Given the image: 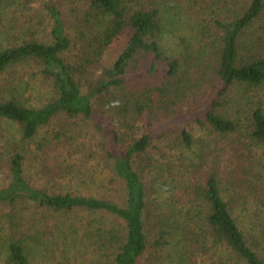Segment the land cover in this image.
<instances>
[{"label": "trees", "instance_id": "trees-1", "mask_svg": "<svg viewBox=\"0 0 264 264\" xmlns=\"http://www.w3.org/2000/svg\"><path fill=\"white\" fill-rule=\"evenodd\" d=\"M217 1L209 21L190 0H0V123L18 135L0 189L6 264H264V0ZM14 7H28L24 22L5 24ZM34 76L50 88L43 102L27 96ZM213 93L193 116L201 136L173 121ZM77 120L102 133L122 197L73 188L90 149L51 126ZM56 152L69 165L46 174L64 184H32L26 161ZM221 153L243 161L230 188Z\"/></svg>", "mask_w": 264, "mask_h": 264}, {"label": "rangeland", "instance_id": "rangeland-1", "mask_svg": "<svg viewBox=\"0 0 264 264\" xmlns=\"http://www.w3.org/2000/svg\"><path fill=\"white\" fill-rule=\"evenodd\" d=\"M191 3L196 1L197 10L202 11L203 13L206 12V17L209 19V21L214 17L211 12L214 11V9L218 5L217 0H190ZM166 2H174V0H166ZM193 5V6H194ZM31 7L38 8L39 5L37 3L32 4ZM28 7L24 9L17 10L15 7L11 8V10L8 13V17L5 19V24L12 22V19H15L18 24H21L24 22V17L22 14L25 13L27 15ZM264 17V13H263ZM34 21V20H33ZM36 22V21H35ZM34 22V23H35ZM32 26V22L30 24ZM260 30L264 29V26L261 25L259 27ZM45 30V28H44ZM127 40V35H124L123 38H121L119 41L114 42L111 51L110 56L111 58L114 57L115 54L119 53L125 46V42ZM100 70H97L99 73ZM34 72V71H32ZM30 77V74L25 75V80H28ZM32 86V88H28L27 96L31 97L33 99L34 103L43 102L50 96V88L48 87V84L42 83L40 81L39 76L33 77L32 81L29 82ZM215 93V92H214ZM214 93L210 96H204L200 95L197 98H195L193 101L185 104V107L183 108L182 112L178 114V116H175L173 118V121L176 123L185 122V120H188L190 122L189 128L193 132V135L195 137H199L203 134V131L200 130L196 123L193 122V116L196 114L197 110H200L202 105L205 104L210 98L213 97ZM263 103H264V92H258L256 95ZM208 97V99H206ZM75 121H67L68 124H57L54 123L51 126V129L53 128V131H66L68 133L71 132L70 135L78 136L80 135L79 132L82 134L77 140L80 142H83L86 144L87 148L90 149V153H85L81 156V161L84 163L83 168L78 169H71L69 171L70 174L75 175V178L73 180V188L76 189V191L84 193V194H94L96 196H111V197H117L120 198L123 196V185L121 183V180H119L115 175H113L107 166V162L102 158L101 151L97 148L98 142H102V133L98 132L97 129H95L92 125L87 124L85 122H82L80 120H77L75 124L77 125L76 128H72L70 125L73 124ZM187 122V123H188ZM69 125V127H67ZM74 125V124H73ZM62 130H59L62 128ZM53 134V133H51ZM17 131L16 127L10 123H0V189L5 188L8 183L10 182L9 178V166L7 164V158L8 155H10V137H17ZM2 137V139H1ZM216 149L219 150L220 146H216ZM223 153L220 154V156ZM54 157H58L59 159H55ZM76 159H78V155H74ZM65 157L61 156L59 152H56L52 155H48L43 160H33L28 159L24 165L25 168V175L31 179V183L37 186H45L46 184H64L65 179H60L59 177H55L54 179L51 176H47V171L55 169L58 171L59 169H64L65 166L69 165L67 163H63L61 165V161H64ZM221 169V176L224 177V183L230 188V184L226 183L227 178L226 176L228 173L232 170L235 171L236 165L242 164L243 161L235 160L231 155L224 154L219 158ZM245 171H248L246 169ZM85 172H87L85 175H83ZM207 169L202 170V175L205 176L207 174ZM236 174V173H235ZM234 174V176H235ZM203 180V179H202ZM244 189H240L239 191L242 192ZM251 195L248 196L246 192H242L240 194L239 199L245 200L247 204L250 203ZM236 201V215L238 213L239 218L241 219L240 209L241 206L239 205L238 197H234ZM29 208V205H27ZM25 205L20 206V210L24 209ZM34 207L30 206L29 211H33ZM250 208V206L248 207ZM18 209L14 218L16 220L21 219V223L26 222L28 219V211L21 213ZM11 213V209L8 206H0V252L1 249L4 247L7 239V227L10 225V222L8 219H6L3 215H7ZM31 213V212H30ZM29 213V214H30ZM12 214V213H11ZM31 217V216H30ZM29 217V219H30ZM242 221V220H241ZM39 224V223H38ZM37 224V225H38ZM57 257V256H56ZM54 260V257L52 258ZM51 260V261H52ZM199 260V258H198ZM206 261V260H204ZM43 261H40L39 263H42ZM36 263V264H39ZM51 263V262H50ZM0 264H6L4 257L0 253Z\"/></svg>", "mask_w": 264, "mask_h": 264}]
</instances>
